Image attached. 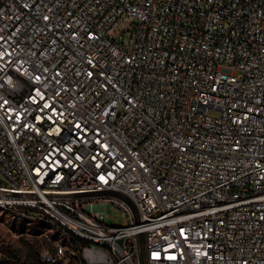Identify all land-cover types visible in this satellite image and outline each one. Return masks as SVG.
<instances>
[{
	"label": "built area",
	"instance_id": "2783aa9c",
	"mask_svg": "<svg viewBox=\"0 0 264 264\" xmlns=\"http://www.w3.org/2000/svg\"><path fill=\"white\" fill-rule=\"evenodd\" d=\"M0 209L16 264H264V0H0Z\"/></svg>",
	"mask_w": 264,
	"mask_h": 264
},
{
	"label": "rangeland",
	"instance_id": "374dc122",
	"mask_svg": "<svg viewBox=\"0 0 264 264\" xmlns=\"http://www.w3.org/2000/svg\"><path fill=\"white\" fill-rule=\"evenodd\" d=\"M124 21L119 29L128 26ZM213 116L220 115L217 110H210ZM108 223L113 225H127L131 219L123 215L115 203L103 206ZM45 233L48 234L45 235ZM55 231L47 225L18 216L12 211L0 209V264H16L19 259L36 261L44 248L53 246Z\"/></svg>",
	"mask_w": 264,
	"mask_h": 264
},
{
	"label": "trees",
	"instance_id": "16d2710c",
	"mask_svg": "<svg viewBox=\"0 0 264 264\" xmlns=\"http://www.w3.org/2000/svg\"><path fill=\"white\" fill-rule=\"evenodd\" d=\"M37 260V259H36ZM29 261V260H28ZM31 262H33V261H31Z\"/></svg>",
	"mask_w": 264,
	"mask_h": 264
}]
</instances>
